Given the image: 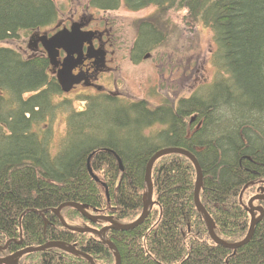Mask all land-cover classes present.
I'll return each mask as SVG.
<instances>
[{"label": "trees", "instance_id": "obj_1", "mask_svg": "<svg viewBox=\"0 0 264 264\" xmlns=\"http://www.w3.org/2000/svg\"><path fill=\"white\" fill-rule=\"evenodd\" d=\"M122 2L131 11L150 6L161 13L187 10L186 18L213 31L215 60L227 77L157 107L104 90L83 96L86 108L80 112L69 100H53L64 92L45 54L25 58L17 49L0 46V245L10 243L0 252L2 258L60 242L96 264H117L102 239L64 228L54 210L78 203L94 215L132 224L145 205L150 158L172 148L198 160L204 180L200 201L218 237L230 244L248 234L251 217L245 205L264 190V0H90V6L111 11ZM58 17L54 0H0V44L54 25ZM136 31L134 64L167 37L152 18L139 21ZM61 113L67 114L66 134L54 155L51 130L43 134L36 128ZM157 126L162 128L157 131ZM88 162L100 183L89 173ZM152 171L158 206L140 227L107 234L122 264H264V218L241 249L217 245L194 201L197 169L192 161L167 154ZM260 205L264 209V202ZM60 216L71 228L100 230L106 224H91L72 207ZM77 220L83 225H75ZM17 261L90 264L59 248Z\"/></svg>", "mask_w": 264, "mask_h": 264}, {"label": "rangeland", "instance_id": "obj_2", "mask_svg": "<svg viewBox=\"0 0 264 264\" xmlns=\"http://www.w3.org/2000/svg\"><path fill=\"white\" fill-rule=\"evenodd\" d=\"M54 1L58 6L57 21H68L69 16L76 12V18L71 17V20L77 21L79 15L84 14L87 18L103 17V21L108 25L112 35L111 43H115L114 46L108 47L109 53H113L110 59L114 58V61L109 62L113 70L103 74L98 80L99 86L104 87L106 92L117 93L134 101L145 100L152 107H157L166 102L176 103L182 97L189 98L202 86H210L219 78L227 77V73L220 71L215 60L218 49L213 31L205 28L200 22L195 23L186 18L188 11L185 9L176 8L161 13L155 6H150L141 11H131L122 2L116 10L103 11L91 7L90 0ZM144 18L157 20L167 37L165 42L151 51L144 60L134 64L131 61V49L137 36V23ZM57 21L55 23H58ZM56 25L41 31H47L51 27L55 29ZM41 31L37 33L42 34ZM35 34L20 33L19 38L1 43L0 46L17 49L25 58L34 57L28 45ZM98 94L96 88L82 86L53 100L56 104L69 100L73 109L81 112L86 108L83 96L93 97ZM66 119L67 114L61 113L36 128L43 134L46 130H51V154L56 155L60 149V142L66 134ZM161 128L157 126L155 130ZM74 224L83 225V221L77 220Z\"/></svg>", "mask_w": 264, "mask_h": 264}, {"label": "water", "instance_id": "obj_3", "mask_svg": "<svg viewBox=\"0 0 264 264\" xmlns=\"http://www.w3.org/2000/svg\"><path fill=\"white\" fill-rule=\"evenodd\" d=\"M81 25L79 24H75L71 27L70 30H61L58 33H56L54 36L49 37V36H39L37 35V37H32L30 43H29V47L31 49H33V45L34 47H37V45L39 43L42 44V46L45 48L48 57L50 58L51 64L53 65V67H58V58H59V51L61 49H63L66 54L67 57L65 58L64 62L62 63V69L60 70V72L57 75L58 81H59V85H61V88L66 92V93H70L72 91V89H74L75 85H78L80 83H82V81H84L86 79V77H84L83 73L79 74V75H74L73 71L75 68H77V66L79 64H81L84 56H83V47H84V43L88 42L89 44L91 43V40L93 38L94 33H85L81 30ZM92 49L89 50L88 52V57L89 58H95V62L94 64L96 66H98L99 70H103V68L106 67L105 65V57L106 55L101 52L98 51L97 55H93L92 54ZM172 153H176V154H180V155H185L188 159H190L192 161V163L194 164L195 168L197 169V178H196V185H195V202H196V206L198 208V210L203 214L205 222L207 223V228H208V232L212 238V240L215 242V244L217 245H222L223 247L227 248V249H231V250H238L241 249V247L249 244V242L252 240V237L255 234V228L258 224H260L262 222V219L264 218V210L263 208H256L254 207L253 203L255 201H264V195L260 194L259 196H254L251 198L247 210H249L250 215H251V225L250 228L248 230V234L247 236L241 240V242L239 243H226L224 240H222L220 237L217 236V234L215 233V223H213V219L210 215L209 212L206 211L203 203L200 201V190L202 188L203 185V173H202V169L200 167V164L198 162V160L195 158V156H193L190 152L186 151L185 149H177V148H172V149H163L160 152L156 153L155 155H153L150 158V163L148 164L147 168H146V176H145V183L147 186V192H146V199L144 202V208L141 214V217L136 220L135 222H133L130 225H120L116 222L113 221L112 217L108 218V217H102V216H94L92 214H90L89 212H87L84 207H82L80 204H75V203H66L60 207H58L57 209L54 210V213H56L57 215H59V219H61L62 221V225L64 228H68V229H72L74 232H79V233H93L95 235H97L100 239L103 240V242L114 251L115 254V258L117 260V264H122V260H121V256L120 253L118 251V249L116 248V246L110 242L107 239V233L110 231V229H114V230H125V231H130L132 229L138 228L140 227V225H142L146 219L149 217V214L151 212V210L153 209V206L155 205V202L153 201V196H154V182L152 181V174H153V166L154 164L158 161V159L161 158V156L167 155V154H172ZM118 162H120V167H121V171H123V165L122 162L120 161V158L118 157ZM89 164V173L91 174V176L93 177V179L100 183V179L98 176H96V174L93 173L91 164L88 162ZM264 192V190H263ZM242 199V195L240 196V200ZM242 202V200H241ZM66 207H72L76 210L79 211V213L82 215L83 218L91 221L92 223H98L100 220L106 221L110 224V226L108 227H104L103 229H95L92 227L89 228H71L68 223H66L65 219H63L60 216V212L65 209ZM256 212L260 213V217H256ZM50 248H59L65 252H70L72 254H76V255H81L82 257L86 258L87 261H89L90 264H96L95 261L93 260V258L87 254H85L82 251H78L75 247L73 246H66L63 243L60 242H48L46 243V245H42V246H38L35 248H25L21 251H18L16 253H14V255H11L9 257H5V258H0V264H17V259L24 257L27 254H34L36 252H42L46 249H50ZM3 249H7V246L5 247H0V251H2Z\"/></svg>", "mask_w": 264, "mask_h": 264}, {"label": "flooded vegetation", "instance_id": "obj_4", "mask_svg": "<svg viewBox=\"0 0 264 264\" xmlns=\"http://www.w3.org/2000/svg\"><path fill=\"white\" fill-rule=\"evenodd\" d=\"M77 13L74 12V14L72 16H69L70 18H68V21H72L71 23H69L67 20L63 21V19L58 20V23H56V27L54 28H50L47 31L43 30L41 31L42 34H45L49 37L53 36L54 34H56L58 32V30L60 29H69L71 24H80L82 26V31L84 32H93L95 33L93 35V39L91 41L90 45L88 42L84 44L83 47V52H84V58L81 62V64L79 66H77L78 68H76L74 70V74H79L80 72H83L84 77H86L85 81H82L81 84L75 86L74 88L77 89L79 87H85V88H89V89H93L96 88V86H99L98 84V80L102 77L103 74L109 73L110 71L113 70V68L109 65L110 61H114V58L110 59V55L113 53H109L108 47L109 46H114V42L111 43V33L110 30L108 28V25L106 24V22L103 21V17L102 19H97L93 16H90V18H87L86 16H84V14L81 16V14L79 15V17L77 18V21H75L74 19L71 20L72 18H76ZM40 32V33H41ZM113 41V40H112ZM93 48V50L91 51L93 55H97V50H100L101 52H104L106 55V65L107 67L105 69H103V72L98 70V66H96L94 64L95 59L94 58H89L88 57V50H91ZM95 48V49H94ZM33 54L35 56H37V54H45V50L44 48L41 46V44H38L37 48H35V52H33ZM60 59L63 60L66 56H65V52L63 50H60V55H59ZM59 67L60 68H53L52 69V73L55 76V72L56 71H60V69H62L60 62H59ZM74 89V90H75ZM73 90V91H74ZM261 202H255V205L257 207H261L262 205H260ZM259 216V214L257 213V217ZM106 226H108V224H106Z\"/></svg>", "mask_w": 264, "mask_h": 264}, {"label": "crops", "instance_id": "obj_5", "mask_svg": "<svg viewBox=\"0 0 264 264\" xmlns=\"http://www.w3.org/2000/svg\"><path fill=\"white\" fill-rule=\"evenodd\" d=\"M154 200L156 201V198H154Z\"/></svg>", "mask_w": 264, "mask_h": 264}]
</instances>
